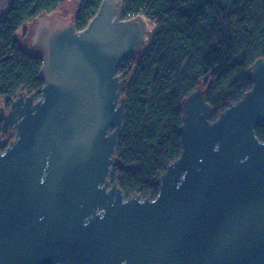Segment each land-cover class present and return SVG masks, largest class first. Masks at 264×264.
<instances>
[{"label": "water", "instance_id": "1", "mask_svg": "<svg viewBox=\"0 0 264 264\" xmlns=\"http://www.w3.org/2000/svg\"><path fill=\"white\" fill-rule=\"evenodd\" d=\"M123 10L103 0L83 29L60 11L35 24L45 85L0 106V264H264V56L217 117L201 86L183 98L180 156L155 197L127 196L111 180L118 70L156 26Z\"/></svg>", "mask_w": 264, "mask_h": 264}, {"label": "trees", "instance_id": "2", "mask_svg": "<svg viewBox=\"0 0 264 264\" xmlns=\"http://www.w3.org/2000/svg\"><path fill=\"white\" fill-rule=\"evenodd\" d=\"M64 1L12 0L0 19V105L22 90L40 95L45 85L42 52L26 49L19 31L53 11L72 14L83 29L103 0H77L68 12ZM123 2L124 18L142 14L156 34L147 50L119 66L126 113L111 180L127 196L155 197L159 176L182 151L183 98L201 86L217 117L252 87L251 65L264 56V0ZM256 132L264 140V125Z\"/></svg>", "mask_w": 264, "mask_h": 264}, {"label": "rangeland", "instance_id": "3", "mask_svg": "<svg viewBox=\"0 0 264 264\" xmlns=\"http://www.w3.org/2000/svg\"><path fill=\"white\" fill-rule=\"evenodd\" d=\"M72 1V2H71ZM72 3V4H71ZM70 6H72L74 9L77 8L78 6V1L77 0H65L63 2L62 5V10H64L65 12H68ZM37 21H32L27 23L18 33L17 37L21 40V42L23 43L24 47L26 49H28L31 52H38L41 51V47H37L36 43H35V39H34V27ZM25 31V33H24ZM0 106H9V102L8 105L6 103L5 100H2L1 105ZM14 133V131L11 132V134ZM11 134H7L8 136H11ZM145 195H143L144 197Z\"/></svg>", "mask_w": 264, "mask_h": 264}, {"label": "crops", "instance_id": "4", "mask_svg": "<svg viewBox=\"0 0 264 264\" xmlns=\"http://www.w3.org/2000/svg\"><path fill=\"white\" fill-rule=\"evenodd\" d=\"M12 0H0V19L4 16Z\"/></svg>", "mask_w": 264, "mask_h": 264}, {"label": "flooded vegetation", "instance_id": "5", "mask_svg": "<svg viewBox=\"0 0 264 264\" xmlns=\"http://www.w3.org/2000/svg\"><path fill=\"white\" fill-rule=\"evenodd\" d=\"M11 132H12V131H10V132H8V133L5 134V136H7L9 139L14 138V136H15V133H14V136H13L12 138H11L10 136L7 135V134H11Z\"/></svg>", "mask_w": 264, "mask_h": 264}]
</instances>
